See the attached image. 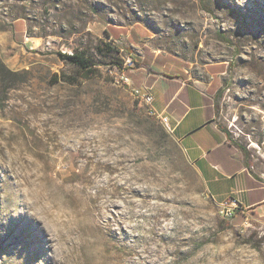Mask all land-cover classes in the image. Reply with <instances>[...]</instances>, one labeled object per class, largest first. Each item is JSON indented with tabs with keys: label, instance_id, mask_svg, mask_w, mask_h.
Returning a JSON list of instances; mask_svg holds the SVG:
<instances>
[{
	"label": "rangeland",
	"instance_id": "1",
	"mask_svg": "<svg viewBox=\"0 0 264 264\" xmlns=\"http://www.w3.org/2000/svg\"><path fill=\"white\" fill-rule=\"evenodd\" d=\"M75 50L92 76L60 56ZM156 53L213 78L218 121L264 139V0H0V264H264V224L223 218L106 74Z\"/></svg>",
	"mask_w": 264,
	"mask_h": 264
},
{
	"label": "crops",
	"instance_id": "2",
	"mask_svg": "<svg viewBox=\"0 0 264 264\" xmlns=\"http://www.w3.org/2000/svg\"><path fill=\"white\" fill-rule=\"evenodd\" d=\"M175 62L156 53L147 61L148 69L143 63L136 69L146 73L130 79L136 86L147 87L152 106L169 117L171 133L196 169L207 196L215 204L234 199L243 211L235 212L233 218L250 216L264 224V139L243 141L237 132L225 128L211 99L213 78L194 76ZM163 68L171 72L164 74ZM167 83L178 86L170 90ZM158 84L164 87L157 88Z\"/></svg>",
	"mask_w": 264,
	"mask_h": 264
},
{
	"label": "built area",
	"instance_id": "3",
	"mask_svg": "<svg viewBox=\"0 0 264 264\" xmlns=\"http://www.w3.org/2000/svg\"><path fill=\"white\" fill-rule=\"evenodd\" d=\"M106 74L109 76L110 82L118 87L128 90L131 96L145 108L148 115L155 117L167 130L172 131V126L169 117L157 111L153 106V96L147 87L136 86L133 84L128 75L123 71V68L108 67ZM217 205L218 213L223 218H232L235 212L243 211L241 206L234 199H227L219 202ZM250 216L247 217V219Z\"/></svg>",
	"mask_w": 264,
	"mask_h": 264
},
{
	"label": "trees",
	"instance_id": "4",
	"mask_svg": "<svg viewBox=\"0 0 264 264\" xmlns=\"http://www.w3.org/2000/svg\"><path fill=\"white\" fill-rule=\"evenodd\" d=\"M124 28H118L112 25H109L107 29L104 31L105 34L112 39H117L119 35L124 32ZM106 47L109 51H113L115 49L114 46H111L106 43ZM60 56L62 57L63 60L69 62L70 64L74 65L77 67L80 71H84V76L90 77L95 73V69H93V64L89 56L85 54V52L80 51V50H75L70 54L66 53H60ZM134 58V57H132ZM115 64L117 65L118 68L122 66V63L119 61H115ZM150 116V115H149ZM152 117V116H151ZM154 118V117H153ZM155 123V121H152ZM157 127L164 132V134L167 136V133L164 131L162 124L161 123H156Z\"/></svg>",
	"mask_w": 264,
	"mask_h": 264
},
{
	"label": "bare ground",
	"instance_id": "5",
	"mask_svg": "<svg viewBox=\"0 0 264 264\" xmlns=\"http://www.w3.org/2000/svg\"><path fill=\"white\" fill-rule=\"evenodd\" d=\"M258 70L257 71H260V73L263 75L264 77V65L263 64H260L259 67L257 68ZM264 80V79H263ZM264 87V84L259 86V89H262ZM256 146V145H255ZM153 259V258H152Z\"/></svg>",
	"mask_w": 264,
	"mask_h": 264
},
{
	"label": "clouds",
	"instance_id": "6",
	"mask_svg": "<svg viewBox=\"0 0 264 264\" xmlns=\"http://www.w3.org/2000/svg\"><path fill=\"white\" fill-rule=\"evenodd\" d=\"M236 3L240 6H243V4L246 3V0H236Z\"/></svg>",
	"mask_w": 264,
	"mask_h": 264
}]
</instances>
